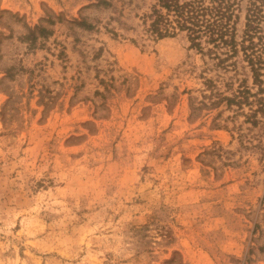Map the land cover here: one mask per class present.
Segmentation results:
<instances>
[{
  "label": "rangeland",
  "instance_id": "1",
  "mask_svg": "<svg viewBox=\"0 0 264 264\" xmlns=\"http://www.w3.org/2000/svg\"><path fill=\"white\" fill-rule=\"evenodd\" d=\"M103 1L0 0V264H264V118L210 106L246 64Z\"/></svg>",
  "mask_w": 264,
  "mask_h": 264
},
{
  "label": "trees",
  "instance_id": "2",
  "mask_svg": "<svg viewBox=\"0 0 264 264\" xmlns=\"http://www.w3.org/2000/svg\"><path fill=\"white\" fill-rule=\"evenodd\" d=\"M244 1L243 31L238 37L236 24ZM97 5H107V2L97 0ZM140 19L144 34L150 39L158 41L184 34L189 48L214 61L215 67L234 66L240 56L259 93H251L246 85L241 86L246 84L243 80L230 97L214 93L217 96L210 106L224 103L227 108L235 106L237 110L248 106L249 113L244 116L252 125L259 122L256 115L264 118V102L260 96L264 91V0H153ZM203 85L209 89L213 86L209 80ZM253 104L255 109L251 108Z\"/></svg>",
  "mask_w": 264,
  "mask_h": 264
}]
</instances>
